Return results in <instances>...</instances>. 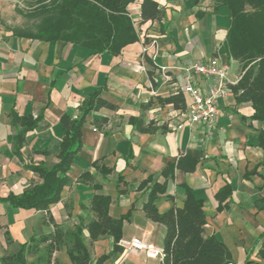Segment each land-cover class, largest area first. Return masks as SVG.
Wrapping results in <instances>:
<instances>
[{
	"label": "crops",
	"instance_id": "1",
	"mask_svg": "<svg viewBox=\"0 0 264 264\" xmlns=\"http://www.w3.org/2000/svg\"><path fill=\"white\" fill-rule=\"evenodd\" d=\"M142 1L129 7L136 23L141 19ZM155 1L165 10L164 17L143 26L141 40L125 47L118 56L96 54L64 41L45 42L10 36L9 49L0 51L1 73L5 68L11 70L7 76L0 77V172L11 175L24 170L29 177L39 178L26 168L27 163L45 161L48 165L50 157L56 163L65 134L61 117L65 113L71 115L69 107L76 109L73 117L79 116L78 107L82 101L105 85L102 97L116 109L103 107L87 116L83 148L70 172L73 183L63 191L62 200L51 206L56 221L55 210L60 217L77 219L75 225L88 214L93 218L90 210L93 196L109 195L112 198L110 215L114 218L129 215V219L123 225L120 243L123 252L113 255L106 264H154L155 260L161 264L160 258L126 248L123 242L137 237L163 249L166 228L149 219L143 207L156 183L166 185L165 192L158 193L155 200L160 213L183 207V186L188 185L195 196L204 201L208 221L205 236L216 235L228 246L233 258L231 264H264V209L258 210L255 205L264 197V143L260 136L263 123L252 119L255 111L252 104H238L231 91L217 98L221 112L212 124H190L183 115L191 103V98L183 92L186 66L219 57L227 67L229 86L238 83L242 76L241 63L220 51L231 22L229 8L222 6L215 10L214 0L206 3L202 0L199 4L191 0ZM153 38L159 41L154 64L142 52L145 39L150 42ZM192 81L206 92L215 79L194 73ZM180 91L185 95V109L158 101V97L165 98ZM150 100L153 101L151 106L144 107ZM13 110L20 116L44 115L38 127L26 134L21 157L16 154L14 137L18 128L12 123ZM131 117L142 118L146 125L155 122L166 130L141 133L130 123ZM102 118H107L108 122L102 123L98 130L93 122ZM182 123L183 127L179 128ZM29 150L38 155L37 160H26ZM43 150L49 155L37 153ZM186 155L198 161L194 172L167 168ZM95 162L98 167L94 166ZM103 167L111 172L104 174ZM85 171L93 175L92 183L79 180ZM120 175L123 179L119 181ZM148 179V184L139 188ZM226 184L233 189L232 197L228 206L220 209L216 195ZM96 185L101 189H96ZM23 190L13 192L18 194ZM7 207L25 215L46 213ZM0 225L3 226L0 235L5 237L9 230L18 239L8 221ZM84 237L88 245L87 229ZM30 238L19 240L18 244ZM93 245L97 259L112 251L113 237H102ZM3 256L0 245V258ZM54 260L57 264H73L66 246L54 253Z\"/></svg>",
	"mask_w": 264,
	"mask_h": 264
},
{
	"label": "trees",
	"instance_id": "2",
	"mask_svg": "<svg viewBox=\"0 0 264 264\" xmlns=\"http://www.w3.org/2000/svg\"><path fill=\"white\" fill-rule=\"evenodd\" d=\"M138 0H32L30 11L26 15L38 18L35 29L12 28L13 36L45 42L64 41L88 48L96 54L109 53L118 56L130 44L141 40L143 26L154 20H161L165 10L159 7L155 0L141 2V19L136 23L129 7ZM199 4L202 0H191ZM227 6L230 11V26L226 38L220 48L228 57L241 63L242 76L238 83L230 85L237 103L250 102L254 108L252 119L263 123L260 133L264 143V0H214L215 10ZM144 44L149 43L145 39ZM146 58L154 64L153 60ZM153 84V73L150 72ZM105 90L103 85L93 92L89 98L82 101L78 107L80 115L73 117L65 113L61 117V124L65 134L60 143L57 162L48 166L45 161L27 163L26 168L38 174L40 182L25 188L16 194L10 192L6 197L0 196V202L12 209H26L46 212L49 217L46 223L53 226L50 233H35L29 241L19 244L17 253L0 258L2 264H57L54 253L63 246L73 264H106L115 254L123 252L120 244L123 238L124 221L129 215L114 218L109 209L112 198L106 194H95L91 200L90 210L94 217L87 223L80 218V222L73 229L65 230L51 214V206L62 200V193L73 183L70 176L72 167L79 152L83 148V128L87 116L103 107L116 109V106L102 97ZM161 104H172L177 109L186 108V99L182 91L168 97H158ZM153 103L150 100L144 107ZM12 123L18 128L14 137L16 154L21 155V149L26 142V134L38 127L44 119L40 114L20 116L15 110L11 113ZM130 123L141 133H155L166 130L165 126H157L155 122L145 124L140 117H131ZM107 118L94 120L93 124L101 130L102 123ZM38 154L49 155L47 150L37 151ZM198 161L191 156H181L176 163L168 165V169L179 168L185 172H194ZM94 166L98 167L97 162ZM102 172L108 174L111 169L104 168ZM123 179L120 175L119 181ZM79 180L86 183L93 182L90 171L83 172ZM144 181L139 188L148 184ZM101 189L100 186H95ZM185 199L183 207H174L160 213L155 205L158 193L166 190V185L156 183L149 194L143 210L146 216L154 222L161 223L166 228L163 239V255L161 264H231L233 258L228 246L216 235L205 236L208 223L204 201L197 198L188 185L183 186ZM233 189L226 184L218 193L219 208L228 206ZM258 210L264 209V197L255 203ZM45 223V224H46ZM3 226L0 225V229ZM89 233V243L93 245L102 237H113V249L104 253L95 261L91 257L90 249L84 237V230ZM8 242L12 241L9 230L5 232ZM37 254L36 259L29 263L27 255ZM264 256V251H262ZM248 264V263H247ZM262 264V263H254Z\"/></svg>",
	"mask_w": 264,
	"mask_h": 264
},
{
	"label": "rangeland",
	"instance_id": "3",
	"mask_svg": "<svg viewBox=\"0 0 264 264\" xmlns=\"http://www.w3.org/2000/svg\"><path fill=\"white\" fill-rule=\"evenodd\" d=\"M204 1L206 3L207 0H203V2ZM31 5L32 0H0V51L1 49L6 50L10 47L8 42L10 36L12 35L10 29H35L39 19L30 18L26 15V13L30 11ZM3 72L4 73H1L0 71V77L7 76L11 73V70L5 68ZM69 108L72 116L77 114L75 107ZM37 156L38 155L34 151L30 152V150L27 154H25L27 161L34 159L37 160ZM47 162L48 165L51 166L54 163V158H47ZM18 164L23 166V163ZM28 175L29 174H27L24 170L14 171L11 175H9V173L7 175H3L0 172V195L6 196L10 191L14 190L18 192L21 189L28 188L39 182L40 179L37 176L29 177ZM87 208L89 209V207ZM55 213L57 214V221H59L64 229L72 228L77 222V219L72 217H60L57 210H55ZM48 217L49 215L46 213L30 212L26 215L20 214L9 209L7 205L0 204V222L8 221L9 228L11 227L18 237V239H16L12 233L14 239L12 238V241L8 242V240L5 239L6 235L5 237L0 235V245L3 249L4 256L13 255L18 252L19 240H28L33 233H40L41 231L47 233L49 231H53V227L49 223H46L48 221ZM91 218L92 217L88 214V216L85 217V221L88 222ZM88 245L90 247L92 258L96 259L97 252L96 249L94 251V245H91L89 241ZM36 257L37 254L29 253L27 255L28 262L31 263L36 259ZM0 264H2L1 261ZM154 264H160V262L155 260Z\"/></svg>",
	"mask_w": 264,
	"mask_h": 264
},
{
	"label": "built area",
	"instance_id": "4",
	"mask_svg": "<svg viewBox=\"0 0 264 264\" xmlns=\"http://www.w3.org/2000/svg\"><path fill=\"white\" fill-rule=\"evenodd\" d=\"M158 51L159 41L153 38L149 43L144 45L142 52L144 57L148 56L155 62ZM184 69L187 77L183 92L191 98V103L183 115L190 124H212L221 112L217 98L231 91L228 83L226 65L221 63L219 57H212L208 62L193 63ZM194 73L215 79V82L210 85L206 92H203L192 81V75ZM183 125L184 123L179 125V128H182ZM123 245L129 249L144 251L147 256L152 258L161 259L163 255V249L146 244L141 238L136 237L130 241H125Z\"/></svg>",
	"mask_w": 264,
	"mask_h": 264
}]
</instances>
